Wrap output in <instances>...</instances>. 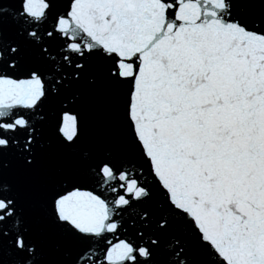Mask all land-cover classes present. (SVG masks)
<instances>
[{"label": "snow or ice", "instance_id": "1", "mask_svg": "<svg viewBox=\"0 0 264 264\" xmlns=\"http://www.w3.org/2000/svg\"><path fill=\"white\" fill-rule=\"evenodd\" d=\"M0 264H264V0H0Z\"/></svg>", "mask_w": 264, "mask_h": 264}]
</instances>
